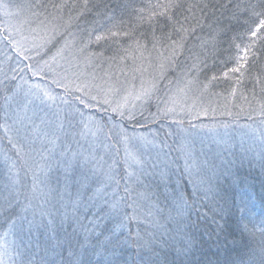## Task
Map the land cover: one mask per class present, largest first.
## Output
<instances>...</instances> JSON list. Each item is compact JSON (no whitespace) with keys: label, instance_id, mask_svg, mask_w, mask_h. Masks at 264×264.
I'll return each mask as SVG.
<instances>
[{"label":"snow or ice","instance_id":"6c2138e0","mask_svg":"<svg viewBox=\"0 0 264 264\" xmlns=\"http://www.w3.org/2000/svg\"><path fill=\"white\" fill-rule=\"evenodd\" d=\"M221 9H236L228 19L239 22V16H243L242 23L247 26L244 35L255 39L237 43L238 37L233 36L234 54L228 62H221L223 69L209 73V40L202 33L219 22L217 12ZM0 13L6 18V26L0 27L16 52L24 60L32 58L27 54L32 50L41 57L35 67L27 65L32 75L46 79L51 74L52 84L64 91L63 96L54 95L37 83L29 86L21 102L15 100L20 86L0 82L4 99L0 127L16 137L14 141L8 136L15 159L7 154L3 158L6 171L0 185V264H57L48 259L50 250L64 257V264H82L80 257L89 248H102L99 254L111 256L131 248L137 257L134 264H190L187 257L198 241L188 231H181L176 259H161L164 246L169 244L165 236L174 237L166 229L161 231L164 225L160 220L170 217L164 215L159 197L145 181L155 175L163 182L167 171L149 172L148 167L155 170L158 165L148 166L128 149V144L138 140L158 147L155 137L149 139L135 132V127H148L149 123L171 120L181 132H188L207 127L193 123L201 117L251 116V112L245 113V104L264 117V99L256 98V86L264 95V66L257 68L255 50L257 43L264 41V0L235 4L232 0L225 4L212 0H146L137 4L125 0L115 5L104 0H0ZM222 31L210 34L213 55ZM104 63L109 68L104 77L91 74L90 80L86 78L89 74L85 69ZM228 63L233 66L228 67ZM249 80L251 100L245 94V82ZM163 81L167 84L162 89ZM221 83L227 85L225 91H214ZM162 90L166 99H161ZM238 94L242 103L235 102ZM205 96L220 97L223 102L205 104ZM67 97L77 103L73 105ZM154 99L156 111L151 112ZM37 101L49 107L56 105L57 111L52 113L55 119L45 118L47 113L40 116L34 107ZM57 101L65 107L60 108ZM94 107L133 124L131 133L121 123L112 125L119 129V142L124 144L122 165L116 159L105 161L94 149L73 150V143L80 145L76 137L87 140L89 135L94 137L104 130L103 120L85 117L83 109ZM77 125L79 131H75ZM108 131L111 133L112 128ZM54 166L65 170L63 189L50 182ZM21 168L26 180L21 178ZM184 172L192 192L180 194L177 214L183 218L195 211L198 217L210 220L215 225L210 236L219 240L226 231L230 209L225 207L227 201L218 183L201 175V166L190 150L185 152ZM237 210L239 232L251 239L257 233L260 236L258 246L250 249L247 260L240 264H264V219L257 223L243 199ZM65 224L72 228L71 233H67ZM57 229L66 232L63 241L57 239L49 246L36 239L44 230L51 241ZM104 264L115 262L107 259Z\"/></svg>","mask_w":264,"mask_h":264},{"label":"rangeland","instance_id":"374dc122","mask_svg":"<svg viewBox=\"0 0 264 264\" xmlns=\"http://www.w3.org/2000/svg\"><path fill=\"white\" fill-rule=\"evenodd\" d=\"M5 2H8V0H5ZM12 2H22V0H12ZM0 25L6 26V18L3 17L2 13H0ZM27 54L32 58L24 60L23 57L16 52L9 40L6 39V33L3 27H0V82L9 84V87L13 85L20 86L15 100L23 102L24 93L28 91L29 86L37 83L40 84L42 88H47L52 91L54 95L63 96V89L52 84L51 74H49L46 79L32 75V70L29 69L27 65L31 64L35 67L36 64L41 61V57L36 55L35 50ZM44 59H47V56H44ZM85 71L89 74L86 78L90 80L91 74H94L98 78L104 77L105 72H108L109 68L107 63H104L102 67H89L85 69ZM148 71L151 72L152 69ZM13 77H15V80H12ZM169 78L174 79L171 74H169ZM121 79H123V77H121ZM97 82H99V80H97ZM166 84L167 81L161 82L162 89ZM2 87L3 84H0V88ZM8 94L11 95V93ZM160 96L161 99H166L163 95V90ZM67 99H69L73 105L77 103L72 100L71 97H67ZM203 102L205 104L212 103L213 106H215L223 101L220 97L205 96ZM156 103L157 101L154 99L151 103L152 111H156ZM3 104V95H0V105ZM57 104L60 108L65 107L63 104H60L59 101H57ZM34 107L40 116H45V113H47L48 115L45 118L55 119L52 113L57 111L56 105L49 107L47 103L40 104L39 101H37ZM95 108L96 107L92 109H83L85 117L92 115L97 120H100L95 114L99 108L93 111ZM233 110L235 111V109ZM248 112H251V116L244 114L236 119L219 115H217L215 119L201 117L199 120H193V123L205 124L207 127L189 129L188 132H181L175 123L171 120H165L162 124L166 131L158 133L153 129L135 130L137 136H145L149 139L155 137L158 147H153L152 145L146 146L142 141L136 140L128 144V149L140 155L141 158L147 162L148 166L152 164L158 165L155 170L148 167L149 172H159L160 169H165L167 171L166 181L168 180L169 182L167 181L164 185L171 183L173 189H179L181 185L183 186L184 184L192 186L189 177L184 172L185 152L188 150L192 152L194 159L201 166V175L206 179H211L213 183H218L221 171L225 169L224 167L228 162L231 163L233 160L244 159V161L253 160L258 163H264V161L261 160V152L262 148H264V140H262V136H264V124L261 123L262 119L259 118L261 116L258 114V111H252V109L247 108L245 113ZM108 113V118L104 120V130L97 133L94 137L89 135L87 140L76 137V139L80 140V145L78 146L73 143V150L77 147H82V150L94 149L98 157H104V160L109 163H111L113 159H116L119 160L122 165L124 144L119 142V136L117 135L119 129L112 127L113 124H116L113 121V119L116 118L115 114ZM110 117L111 119H109ZM76 120H79L78 116ZM2 123L3 121L0 120V124ZM73 123H75V120ZM123 127L125 128V126ZM184 127H187V122ZM109 128H112L111 133L108 131ZM127 130L130 133L133 131L132 129ZM75 131H79L78 125ZM8 136H13L14 141L16 140L13 132L5 134L3 128L0 127V185L3 184L4 173L6 171L3 160L4 156L7 154L15 159V150L9 143ZM57 151H59V149ZM232 165H234V163L226 167L229 168ZM227 172L228 171H226V173ZM230 174L231 173L228 172V175ZM20 175L22 180L27 179L24 176L23 168H21ZM29 175L31 174L29 173ZM49 178L53 187L63 189L65 183L64 168L62 166H54ZM145 183L150 185V191L157 193L158 190L156 188L159 187V184L162 182L153 175L150 176ZM69 191H74V189L70 188ZM174 191L175 190H173L172 193L170 192V194L174 195ZM85 195H87V193ZM178 206L179 203L167 206V204H163L160 201V207L163 209L164 215L170 217L169 220H160V223L164 225L161 231H165L166 229L171 233V237H174V239H171L168 235L165 236V239H168L170 244L180 239L178 232L179 221H183L184 217L182 218L177 214ZM57 207H59V205H57ZM166 246L167 245L164 247Z\"/></svg>","mask_w":264,"mask_h":264},{"label":"trees","instance_id":"16d2710c","mask_svg":"<svg viewBox=\"0 0 264 264\" xmlns=\"http://www.w3.org/2000/svg\"><path fill=\"white\" fill-rule=\"evenodd\" d=\"M79 2V0H78ZM105 3L115 5L117 3L125 2V0H104ZM137 4L141 2H146V0H135ZM213 3L225 4L227 0H212ZM240 0H232V3H239ZM236 9H221L217 12L218 23H213L212 28H205L202 33L203 37L209 40L208 50V64H209V73L219 72L224 68L223 62H228L229 58L234 54V49L231 47V39L233 36H237V43H248L251 39H255L244 35L247 31V26L243 25V16H239V22L237 20H229L228 17L231 16L232 12ZM223 12V15H221ZM221 34L217 37L219 41L215 54L211 52V42L210 34L214 31H220ZM94 51L98 49H93ZM255 50L258 52V61L257 68L264 66V41L258 42L255 46ZM194 51L199 52V48H195ZM110 54V53H106ZM233 66L231 63H228V67ZM255 71V69L253 70ZM203 78V77H202ZM227 85L221 83L218 87L214 89L217 92L225 91ZM252 88L251 81L245 82V94L249 96L251 100ZM256 98L264 99V95L260 93L259 86H256ZM236 103H242L239 99V94L235 101ZM252 107L255 108L256 103L252 101ZM248 106L245 104V111H247ZM152 106H150L149 111H152ZM97 110V107L93 111ZM96 116L100 120H106L109 116L108 112L98 110L95 112ZM264 119V117H259ZM114 123H121L125 128L133 130V124L128 121H120L119 117L113 119ZM163 121L160 124L149 123L148 127H135V130H148L153 129L156 132L160 133L164 130ZM234 163V165L227 168L229 164ZM228 162L225 165V169H222L221 175L219 177L218 190L221 195H223L227 201L225 207L230 209V214L226 216L227 226L225 233L219 238V240L214 236H210L212 229L215 227L210 220H205L203 216L198 217L196 212L193 211L190 215L184 216L183 221H179L178 232L180 239L175 243H169L164 247L163 253L161 254V259L165 257L167 261L171 262L176 259L175 251L180 246L181 240V231H188L196 236L198 241L197 246L192 250L187 259L190 261V264H240L241 261H246L249 250L257 247L259 244L260 236L257 233L254 239L249 238L247 235H242L237 229L236 225L239 220V212L237 206L240 204L241 199H243L248 208V214L259 223L260 220L264 219V163H258L253 160L244 161L242 160H233V162ZM231 174L228 175V172ZM122 172V168H121ZM168 181V180H167ZM161 181L159 187L156 189V193L159 197V200L167 206L175 205L179 203V196L183 193L187 196L188 193L192 192V186H187L184 184L181 185L179 189H173L171 183ZM187 181V180H186ZM169 182V181H168ZM174 191V195H171ZM164 206V205H163ZM204 209L201 208V211ZM219 219V217H217ZM223 223V221H221ZM64 228L67 230V233L72 232V228L68 224L64 225ZM66 238V232L64 230L57 229L56 235L52 237V240L49 241L48 233L44 230H41L40 233H37L36 239L41 245H45L48 242L50 246L51 243H54L55 240L59 239L63 241ZM70 238V237H68ZM103 240V237H101ZM59 251V250H58ZM102 253V248L92 249L83 253L80 257L82 264H104V261L107 259H112L115 264H134L137 261L136 254L131 248H126L118 251L115 256H111L108 253ZM64 256H67V253H64ZM48 259L54 260L57 264H64V257L56 255V253L51 250L48 253ZM5 262L7 257L4 258Z\"/></svg>","mask_w":264,"mask_h":264}]
</instances>
